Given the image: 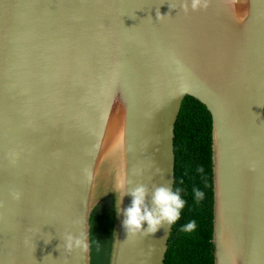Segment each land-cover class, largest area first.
<instances>
[{"label": "water", "instance_id": "1", "mask_svg": "<svg viewBox=\"0 0 264 264\" xmlns=\"http://www.w3.org/2000/svg\"><path fill=\"white\" fill-rule=\"evenodd\" d=\"M181 3L0 0V264H92L118 181L175 188L188 97L213 118L215 264H264V0ZM172 230L115 212L110 264H165Z\"/></svg>", "mask_w": 264, "mask_h": 264}, {"label": "trees", "instance_id": "2", "mask_svg": "<svg viewBox=\"0 0 264 264\" xmlns=\"http://www.w3.org/2000/svg\"><path fill=\"white\" fill-rule=\"evenodd\" d=\"M176 183L187 203L173 224L165 264H215L213 118L207 107L188 97L183 103L176 127ZM203 168L201 173L198 169ZM194 188L205 193L199 203ZM196 221L192 232L181 231ZM115 221V200L109 197L92 217V264H110Z\"/></svg>", "mask_w": 264, "mask_h": 264}, {"label": "clouds", "instance_id": "3", "mask_svg": "<svg viewBox=\"0 0 264 264\" xmlns=\"http://www.w3.org/2000/svg\"><path fill=\"white\" fill-rule=\"evenodd\" d=\"M211 0H182L181 6L185 13L208 9ZM171 9H173L170 6ZM157 13L159 19L169 16ZM15 163V159H12ZM201 173L203 168L198 169ZM86 175L90 174L87 173ZM127 179L118 181L111 193H115V212L118 217H122V226L130 236L144 235L155 236L162 229L171 227L181 217V213L186 206L187 201L182 198L180 189H173L169 184H159L153 186L150 190L145 184H139L134 188L129 187ZM194 198L197 203L204 199L205 193L199 188H194ZM13 199L19 200L22 194L19 191L10 193ZM131 197V203L125 207V197ZM150 197V199H149ZM196 221H189L182 226L181 231L192 232L196 229ZM63 246L67 252L75 249L87 251L89 244L84 235L76 236L67 233L63 237Z\"/></svg>", "mask_w": 264, "mask_h": 264}, {"label": "bare ground", "instance_id": "4", "mask_svg": "<svg viewBox=\"0 0 264 264\" xmlns=\"http://www.w3.org/2000/svg\"><path fill=\"white\" fill-rule=\"evenodd\" d=\"M109 138H110V137H109ZM109 138H108V139H109ZM108 142H109V146H110L111 139H110ZM109 148H110V147H109ZM106 160H108V159L106 158Z\"/></svg>", "mask_w": 264, "mask_h": 264}]
</instances>
